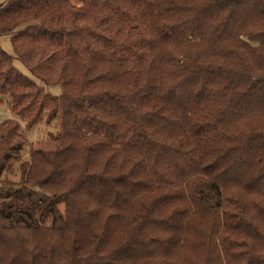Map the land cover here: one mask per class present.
<instances>
[{"label":"trees","instance_id":"trees-1","mask_svg":"<svg viewBox=\"0 0 264 264\" xmlns=\"http://www.w3.org/2000/svg\"><path fill=\"white\" fill-rule=\"evenodd\" d=\"M2 35L0 105L62 131L16 167L0 123V264H264V0H0Z\"/></svg>","mask_w":264,"mask_h":264},{"label":"rangeland","instance_id":"rangeland-1","mask_svg":"<svg viewBox=\"0 0 264 264\" xmlns=\"http://www.w3.org/2000/svg\"><path fill=\"white\" fill-rule=\"evenodd\" d=\"M11 35H2L0 36V46L1 48L7 52L8 54L16 57L14 50L11 45ZM53 66V71L49 76L50 82L48 84H42L44 89L53 96H61L62 94V87L58 85L60 80V68L61 66L58 65L57 62L51 63ZM14 65L21 70L24 74L32 77V75L28 72L25 66L21 63V61L16 58L14 60ZM33 78V77H32ZM37 82L41 83L39 80L36 79ZM6 120H13L20 123L22 127L23 134L28 139V145L24 148L20 162H16L15 166H19L20 163L23 161L29 160V147L30 144L35 145L36 148L45 150V151H56L60 147V142L53 139V137H58L62 131V120L61 116H58L53 122H47L46 118L43 121L39 122L33 128L28 129L26 127V121L21 119L19 116L15 115L9 109L8 104L4 103L0 105V123ZM237 195L242 199L247 198V195L243 192H238Z\"/></svg>","mask_w":264,"mask_h":264}]
</instances>
